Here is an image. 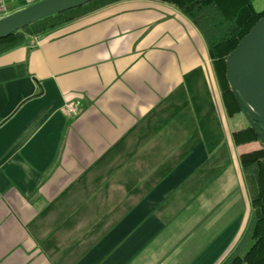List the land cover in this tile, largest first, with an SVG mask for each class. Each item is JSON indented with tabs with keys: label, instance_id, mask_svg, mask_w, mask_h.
<instances>
[{
	"label": "crops",
	"instance_id": "crops-1",
	"mask_svg": "<svg viewBox=\"0 0 264 264\" xmlns=\"http://www.w3.org/2000/svg\"><path fill=\"white\" fill-rule=\"evenodd\" d=\"M248 126L226 114L195 26L156 0L1 54L0 264H223L251 218L240 155L258 144L233 140Z\"/></svg>",
	"mask_w": 264,
	"mask_h": 264
},
{
	"label": "trees",
	"instance_id": "trees-1",
	"mask_svg": "<svg viewBox=\"0 0 264 264\" xmlns=\"http://www.w3.org/2000/svg\"><path fill=\"white\" fill-rule=\"evenodd\" d=\"M140 0H92L78 8L46 18L26 27L0 41V55L24 44L28 39L41 35L51 29L86 17L109 6ZM171 6L195 26L201 35L208 57L215 68L216 78L221 91L226 114L231 117L243 113L249 126L233 133L236 145L257 143L258 147L240 155V164L251 188V218L247 230L237 247L229 253L223 264H264V129L251 119L243 102L236 97L226 78V60L237 47L240 40L264 16V10L254 9L255 0H156ZM200 77V82L197 78ZM193 78L197 93H201L204 119L208 132H214L221 139L220 123L208 90H201L202 72L196 70L189 74L187 82ZM192 81V79H191ZM205 100V101H204ZM219 141V140H218Z\"/></svg>",
	"mask_w": 264,
	"mask_h": 264
},
{
	"label": "water",
	"instance_id": "water-1",
	"mask_svg": "<svg viewBox=\"0 0 264 264\" xmlns=\"http://www.w3.org/2000/svg\"><path fill=\"white\" fill-rule=\"evenodd\" d=\"M92 0H41L0 18V41L46 18ZM226 78L248 116L264 129V16L240 40L226 60Z\"/></svg>",
	"mask_w": 264,
	"mask_h": 264
},
{
	"label": "rangeland",
	"instance_id": "rangeland-1",
	"mask_svg": "<svg viewBox=\"0 0 264 264\" xmlns=\"http://www.w3.org/2000/svg\"><path fill=\"white\" fill-rule=\"evenodd\" d=\"M35 1H38V0H34L33 2H35ZM32 3V2H31ZM26 5H28V6H30V5H32V4H26ZM25 5V6H26ZM254 9L256 10V11H258V12H261V11H263L264 10V0H255V2H254ZM28 6H26V7H28ZM7 14H9V12L7 13Z\"/></svg>",
	"mask_w": 264,
	"mask_h": 264
},
{
	"label": "built area",
	"instance_id": "built-area-1",
	"mask_svg": "<svg viewBox=\"0 0 264 264\" xmlns=\"http://www.w3.org/2000/svg\"><path fill=\"white\" fill-rule=\"evenodd\" d=\"M6 0H0V18L7 15Z\"/></svg>",
	"mask_w": 264,
	"mask_h": 264
}]
</instances>
